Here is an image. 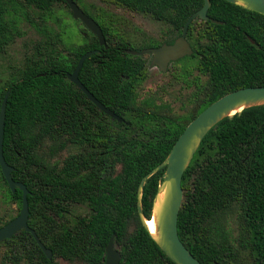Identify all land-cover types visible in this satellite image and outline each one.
<instances>
[{
	"label": "trees",
	"instance_id": "16d2710c",
	"mask_svg": "<svg viewBox=\"0 0 264 264\" xmlns=\"http://www.w3.org/2000/svg\"><path fill=\"white\" fill-rule=\"evenodd\" d=\"M76 3L78 0H74ZM149 16L169 27L171 44L204 0H100ZM64 0H0V51L16 36L7 18L10 5L46 13ZM67 6V5H66ZM68 7V6H67ZM208 20L191 21L186 40L192 55L183 65L184 82L199 98L186 115L140 88L148 77L141 47L112 30L101 17L106 48L84 29L83 43L67 55L39 51L0 82V108L5 109L3 156L12 179L29 191L28 226L52 252L48 260L24 230L0 244V264H105L113 236L119 264H174L152 241L137 210L142 178L161 164L172 146L204 109L239 89L264 86V16L223 0H210ZM96 17V19H95ZM212 20L222 22L215 24ZM40 33H47L37 25ZM167 35V33H166ZM54 40L61 43L62 35ZM96 53L79 73L82 85L119 123L101 112L66 74L87 52ZM176 62H172L174 65ZM164 169L143 188L142 211L150 219L153 198ZM0 180L16 215H5L0 228L16 217L22 193L12 194ZM183 199L178 237L201 264H264V105L225 118L204 137L181 182ZM73 205L88 216L68 220Z\"/></svg>",
	"mask_w": 264,
	"mask_h": 264
},
{
	"label": "water",
	"instance_id": "95a60500",
	"mask_svg": "<svg viewBox=\"0 0 264 264\" xmlns=\"http://www.w3.org/2000/svg\"><path fill=\"white\" fill-rule=\"evenodd\" d=\"M223 1L264 16V0ZM64 2L71 11L73 19L80 21L85 29L98 39L99 45L106 48L105 38L100 26L85 14L74 0H64ZM209 8L210 0H204L202 8L188 19L183 27L181 36L175 39L172 44H163L157 48H147L139 52L127 51V53L133 56L151 55V67L157 68L162 73H166L172 62L192 55L191 46L186 40L188 27L195 18L207 21ZM212 22L222 24V22L215 20H212ZM95 53V51H91L82 55L74 70L66 74V78L81 90L87 99L101 112L121 123L123 121L122 118L96 100L79 81V73L84 62ZM7 98L8 92L5 94L0 108V171L10 192L14 194L16 191H20L22 193V200L18 215L0 228V244L24 230L32 235L45 257L51 260L52 252L39 241L35 232L28 226L29 205L27 196L29 195V191L23 183L12 179L11 173L13 172V168L6 163L3 156V134ZM263 105L264 86L239 89L219 98L187 125L172 146L165 160L148 172L140 181L137 191V210L140 222L152 241L174 264H201L182 244L177 232V219L183 199L182 177L201 142L208 132L223 119L240 114L243 110ZM162 169H164V173L153 198L150 219H146L142 211L143 188L147 180ZM151 220L154 222V232H150L147 226V221ZM119 262L120 255L114 248L112 236L106 246L105 264H119Z\"/></svg>",
	"mask_w": 264,
	"mask_h": 264
},
{
	"label": "rangeland",
	"instance_id": "374dc122",
	"mask_svg": "<svg viewBox=\"0 0 264 264\" xmlns=\"http://www.w3.org/2000/svg\"><path fill=\"white\" fill-rule=\"evenodd\" d=\"M77 5L87 16L101 17L111 25L113 31L131 42L134 47H141L149 40L163 44L169 39L168 25L155 21L149 16L132 13L100 0H78ZM8 11L7 18L15 24L16 36L11 44L0 51V82L2 76H10L27 59L37 57L39 51L46 53L50 49H57L67 55L71 48L83 43L85 27L80 21L73 19L71 11L64 4L53 6L46 13L22 5H10ZM37 25L45 28L47 33H40L36 29ZM58 33L62 35L61 43L54 40V36ZM144 58L147 62L148 77L142 83L140 92H151L156 99L163 100L173 107L179 115L188 114L199 96L196 95L194 86L189 87L190 82L185 83L183 80L182 67L186 62L176 61L174 65H169L166 73H162L157 68L151 67V55H144ZM6 194L0 180V223L6 214L17 213V206L8 201ZM88 214L89 211L85 206L73 205L72 213L67 218L72 220L77 216H88ZM115 250L118 251L116 247ZM2 255L1 249L0 263ZM57 262L79 264L68 263L62 259H57Z\"/></svg>",
	"mask_w": 264,
	"mask_h": 264
},
{
	"label": "bare ground",
	"instance_id": "6f19581e",
	"mask_svg": "<svg viewBox=\"0 0 264 264\" xmlns=\"http://www.w3.org/2000/svg\"><path fill=\"white\" fill-rule=\"evenodd\" d=\"M147 226H148V229H149V231L150 232H154V222H153V220H151V221H147Z\"/></svg>",
	"mask_w": 264,
	"mask_h": 264
},
{
	"label": "flooded vegetation",
	"instance_id": "af4514ba",
	"mask_svg": "<svg viewBox=\"0 0 264 264\" xmlns=\"http://www.w3.org/2000/svg\"><path fill=\"white\" fill-rule=\"evenodd\" d=\"M175 41V40H174ZM172 44V43H171ZM161 45H163V44H161Z\"/></svg>",
	"mask_w": 264,
	"mask_h": 264
}]
</instances>
